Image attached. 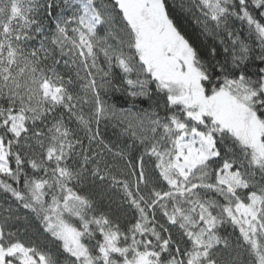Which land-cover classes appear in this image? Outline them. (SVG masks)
Masks as SVG:
<instances>
[{
  "label": "snow or ice",
  "instance_id": "1",
  "mask_svg": "<svg viewBox=\"0 0 264 264\" xmlns=\"http://www.w3.org/2000/svg\"><path fill=\"white\" fill-rule=\"evenodd\" d=\"M0 264H264V0H0Z\"/></svg>",
  "mask_w": 264,
  "mask_h": 264
},
{
  "label": "trees",
  "instance_id": "2",
  "mask_svg": "<svg viewBox=\"0 0 264 264\" xmlns=\"http://www.w3.org/2000/svg\"><path fill=\"white\" fill-rule=\"evenodd\" d=\"M112 95H113L114 100H117V101L122 100L120 93H113ZM143 106L147 107V103H145ZM100 130H101L102 136L109 140L115 139L116 138L115 134L118 131L117 129L113 128L110 123L106 125V123L104 122L101 123Z\"/></svg>",
  "mask_w": 264,
  "mask_h": 264
}]
</instances>
